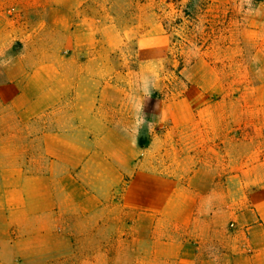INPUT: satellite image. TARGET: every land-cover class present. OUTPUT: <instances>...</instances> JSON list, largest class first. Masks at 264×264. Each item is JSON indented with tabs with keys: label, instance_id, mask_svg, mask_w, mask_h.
<instances>
[{
	"label": "rangeland",
	"instance_id": "374dc122",
	"mask_svg": "<svg viewBox=\"0 0 264 264\" xmlns=\"http://www.w3.org/2000/svg\"><path fill=\"white\" fill-rule=\"evenodd\" d=\"M74 79L96 82L109 125L138 148L125 175L155 171L180 189L205 162L225 175L230 158L242 176L245 163L264 160V0H0V196L19 194L21 176L42 174L51 163L36 137L59 120L36 121L34 102L51 104ZM81 93L91 99L95 92ZM72 113L70 104L50 116L64 122ZM20 163L27 169H8ZM97 189L119 197L126 187ZM218 189L224 205L227 188ZM246 189L235 188L237 200ZM115 201L107 217L89 224L106 234H81L80 249L39 252L42 260L78 263L101 253L107 264H236L235 223L222 212L212 217L211 203L189 198L188 216L177 215L157 236L171 239L165 250L147 233L146 216L139 220Z\"/></svg>",
	"mask_w": 264,
	"mask_h": 264
},
{
	"label": "crops",
	"instance_id": "0c3cea01",
	"mask_svg": "<svg viewBox=\"0 0 264 264\" xmlns=\"http://www.w3.org/2000/svg\"><path fill=\"white\" fill-rule=\"evenodd\" d=\"M86 80H70L69 93L53 95L51 104H43L38 98L34 102L36 121L43 117L59 120L58 127L36 137L43 155L50 157L51 163L42 168L45 169L42 174L21 176L15 182L19 194L0 196V253L7 250L35 253L19 254L13 260L0 257V264H63L56 259L44 261L39 252L77 250L80 249L77 238L81 234H106V227L92 228L89 224L107 217V204L111 200L123 203L139 220L146 216L147 233L156 241L154 245L162 244L167 250L171 239L157 236L166 234V225L177 215L181 214L180 219L182 215L188 216L189 198L196 203H211L207 211L212 217H219L222 212L235 223L241 242L234 247L238 249L234 252L236 264H264V160L245 163L242 176L236 174L230 158L225 175H221L219 164L205 162L197 167L189 182L186 179L185 186L178 184L180 189L175 180L147 169H136L131 175L126 174L129 177L126 179V169H132L140 157L138 148L126 134L109 125L108 115L101 111L104 101L97 98L100 94L96 95V88L92 86L96 82ZM86 90L95 92L91 99L81 96V91ZM69 94L74 96L73 100L66 97ZM70 104L73 113L67 123L61 117L50 116ZM23 117L26 120L23 123L27 124L28 115ZM8 169L24 171L27 168L20 163ZM92 172L94 178L90 176ZM123 185L126 190L119 197L97 189L109 186L111 192H117ZM188 185L194 186L196 192L188 190ZM220 187L227 188L223 194L227 197L224 205H220ZM236 187L247 188L238 200ZM71 188H79L82 193L79 195L77 189ZM80 222L84 224L79 227ZM105 246L99 241L100 252L107 249ZM82 249L89 250L86 245ZM98 259L87 258L69 264H107V258L101 253Z\"/></svg>",
	"mask_w": 264,
	"mask_h": 264
}]
</instances>
